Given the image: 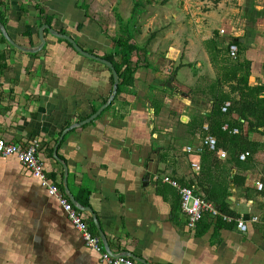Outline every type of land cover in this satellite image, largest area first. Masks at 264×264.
Returning <instances> with one entry per match:
<instances>
[{"label":"crops","instance_id":"0c3cea01","mask_svg":"<svg viewBox=\"0 0 264 264\" xmlns=\"http://www.w3.org/2000/svg\"><path fill=\"white\" fill-rule=\"evenodd\" d=\"M90 1L84 8V0H0V22L24 48L40 46V28L49 25L121 67V57L129 53L116 41L131 37L130 44L140 48L141 27L158 21L151 5L168 3ZM209 1L218 11L206 8L204 19L198 5L185 0L181 7L191 23L177 14L175 22L167 16L160 20L162 29H171L167 48L154 47L152 37L145 52H134L133 83H119L113 100L114 76L102 63L81 56L48 30L36 55L5 42L0 30V138L25 146L38 141L48 177L69 200L66 185L82 207L92 210H80L91 233L103 243L101 230L111 253L136 264H264V128L253 130L243 122L240 131L250 153L245 160L222 148L228 157L214 152V160L202 149L210 136L211 91L216 76L223 79L225 73L218 52L226 51L231 39L241 62L250 64L249 85L264 89V0ZM117 15L122 24L137 26L133 36L122 35L120 27L112 31ZM215 23L219 27L211 31L207 26ZM185 25L193 33L184 42ZM197 42L202 55L192 52ZM182 68L193 69L191 80L185 75L176 84ZM221 84L229 91L228 83ZM56 149L67 173L54 156ZM192 163L201 166L199 174ZM166 176L192 186L216 207L224 203L231 217L247 224V232L211 215L195 230L189 228L180 193L164 182ZM0 264H106L16 157L0 156Z\"/></svg>","mask_w":264,"mask_h":264},{"label":"built area","instance_id":"2783aa9c","mask_svg":"<svg viewBox=\"0 0 264 264\" xmlns=\"http://www.w3.org/2000/svg\"><path fill=\"white\" fill-rule=\"evenodd\" d=\"M221 34H225V30L220 31ZM227 46L229 56L233 59L238 58L239 49L235 43L229 41ZM230 103H226L222 108L224 112H227L230 107ZM224 130L227 127L223 128ZM234 134L238 133L237 129L233 130ZM208 148L211 152H216L221 159H226L228 154L226 151L218 148V141L214 136H208L203 141V147ZM192 147L188 148L191 152ZM202 151V150H201ZM250 155L249 152H245L239 155V159L245 160ZM0 156L16 157L21 164H23L30 173L40 180L42 186L47 190L49 195L56 199L66 215L72 226L81 233L87 246L96 251L101 256V260L106 264H136L134 260L123 255H114L113 253L106 250L105 246L101 242L99 237L94 236L91 231L88 222L84 218L83 213L77 209L72 202L66 197V195L60 190L59 186L55 184L47 175L45 169V162L39 152V143H34L25 146L17 143H8L4 139L0 138ZM192 168L196 173L201 172V166L198 163H192ZM164 182L178 189L180 193L181 208L183 213L188 218V226L192 230H195L198 224L203 220L205 215H211L216 219L234 226L239 232L245 233L248 230L247 224L239 219H235L227 214L222 213L217 207L207 199L197 195L194 189L183 186L176 179L169 176L164 177ZM257 187L262 190L263 185L257 184ZM258 221V218L254 219ZM264 223V220H263Z\"/></svg>","mask_w":264,"mask_h":264},{"label":"trees","instance_id":"16d2710c","mask_svg":"<svg viewBox=\"0 0 264 264\" xmlns=\"http://www.w3.org/2000/svg\"><path fill=\"white\" fill-rule=\"evenodd\" d=\"M117 19L121 22V25H123V20L118 18V16ZM61 32L65 34V32ZM131 39V37H128L124 42L120 41L121 39L116 41L120 48H125L129 53L128 55H123V57H121V67L116 62L113 63L119 73L120 86L131 85L133 83V72L135 68L131 61L132 54L134 52H137L138 54L145 52V48H138L134 44H130ZM3 40L7 42L4 37ZM62 41L66 42L71 48H73L69 42L65 40ZM231 42L237 44V41H234L233 39H231ZM213 45L216 46L215 43ZM90 53L93 54L92 52ZM218 53L225 54L224 57L226 58L224 59V62H226L227 65L223 67L228 70L230 75L224 74L223 79L217 78V81L212 88L213 90L211 91V94L213 108L209 117V134L216 137L218 148H222L228 153L230 152L239 159L241 153L248 152V150H246L248 148L244 144L245 140L243 139V134L240 131L243 122H248L253 130L254 127L256 129L264 128V89L261 87L254 88L249 85V78L251 76L250 64L248 62H241L240 54H238L237 59H233L229 56L228 49L226 51L220 50ZM109 57H106V59L109 60ZM6 60L7 59L4 56V67L6 66ZM222 80L223 84H229V91H225V87L221 84ZM226 102H230L231 106L227 112H223L222 108ZM232 115H237L238 118L231 119ZM225 124L229 125V130H223ZM236 128L239 129L240 132L238 134H233V130ZM204 153L212 155L213 159L217 160L214 152L209 151L206 147L204 148ZM203 156H205V154ZM223 205L220 206V211L231 216L232 213H230L227 210V207Z\"/></svg>","mask_w":264,"mask_h":264},{"label":"rangeland","instance_id":"374dc122","mask_svg":"<svg viewBox=\"0 0 264 264\" xmlns=\"http://www.w3.org/2000/svg\"><path fill=\"white\" fill-rule=\"evenodd\" d=\"M100 1V0H98ZM190 1V0H189ZM200 1L202 0H191V3L195 2V5H198V10H196V12L198 13L199 17H201V19H204L206 18V16L203 15V13L205 12V9L206 8H209L211 11H218V7L217 5H214L213 1H209L206 0V3H200ZM93 3V1H90V0H84V8L88 7V4L89 3ZM184 2L185 0H183V3L182 2H176L175 0H168V3L167 4H157L156 6H153L151 5L152 9H154V11L156 12V14L158 15L157 16V23H154L152 25H146V26H142L141 27V31H143V36H140V38H137V42L140 44H142V46L140 48H145V45H146V42L147 40L151 39L152 37H155V40L153 41L154 42V47H158L159 50H164L167 48V45L169 44V38L166 37V33H169L171 31V29H168V30H164L162 29L161 25H160V20H163L164 21V18L167 16L168 17V20L170 22H175L176 19L174 18V14H177L180 18L179 20L182 21H186L188 22L187 24L191 23L192 21H190V16L187 15V11L182 8L181 6H185L184 5ZM205 2V1H204ZM182 3V4H181ZM211 3V4H210ZM197 8V6H196ZM245 6L243 7V10H244ZM118 16V15H117ZM128 15H126L125 13V17H127ZM204 16V17H203ZM233 15H228V17L230 18H233L232 17ZM119 18H121L120 16H118ZM112 21H115L116 23V26H117V29H113L112 31L115 33L116 31L118 32V28L120 27L121 31L123 32L122 35H132L134 34V31H136L135 29L137 28L134 27V24L133 22H125L123 25H121V23H119L115 17H112ZM128 20V19H127ZM117 21V22H116ZM187 25L183 26V29L180 33V38L185 42L188 38H190V35L191 33H193L191 31V29L189 28H186ZM211 31H213L214 29L218 28V23H215V24H211L209 26H207ZM205 26V28H207ZM219 30V29H218ZM132 34H130V33ZM208 45L209 46H214V40L212 39H208ZM193 53H195V55L197 54H200L202 55L203 54V49H202V45L200 43H196V47L194 48V50H192ZM223 55V54H221ZM225 56V54L223 55ZM202 60H203V63L205 64V61H206V58L204 57H201L199 56ZM226 57H221V60L218 61V64H220L223 68V66H226L227 63L224 62V59ZM213 61V59H212ZM214 62V61H213ZM213 66L215 63H212ZM206 66V65H204ZM224 74L225 75H230L228 70L227 69H224ZM192 73H193V69L192 68H182L176 75H178V80L176 82L177 83H180V79H183L184 76L186 75L187 79L191 80V76H192ZM221 73H220V77H221ZM219 77V75H218ZM216 76V78H218ZM222 78V77H221ZM222 83H223V80H222Z\"/></svg>","mask_w":264,"mask_h":264},{"label":"water","instance_id":"95a60500","mask_svg":"<svg viewBox=\"0 0 264 264\" xmlns=\"http://www.w3.org/2000/svg\"><path fill=\"white\" fill-rule=\"evenodd\" d=\"M0 30L3 33L4 37L6 38V40L10 43L11 46H13L14 48H16V49H18V50H20L22 52H26V53H30V54L39 53L45 47V44H46V40H45V37H44V31L45 30H48L56 38L62 39V40H65V41L69 42L72 45L73 49L78 54H80L81 56H83L85 58H88V59L94 60L96 62L102 63L103 65H105L106 67H108L112 71L113 76H114V83H113L114 86H113V92H112V95H111V100H113L115 98V96L117 94V91H118V87H119L120 80H119V74H118L116 68L114 67V64L111 61H109V60L103 59L102 57H98V56H96L94 54H91V53L85 51L72 37H70V36H68L66 34L60 33L59 31L55 30L52 26L44 25V26H42L40 28V31H39V36H40V40H41L40 46H38L36 48H24V47L18 45L14 40H12V38L8 35V33L6 31L5 26L1 22H0ZM168 87H170V88L173 89L174 88L173 82H169ZM73 128H71V129H73ZM54 156H55V158L58 161H60L61 163H63V165L65 166V170H66V168H67L66 167V164L58 157V155H57V149H56V151L54 153ZM66 173H67V170H66ZM66 191L68 193V196L70 197L71 202L73 203V205L76 208H78L81 211H90V212L92 211L91 209L89 210L88 208L82 207L76 201V199L74 198V196L69 191V188H68L67 185H66ZM217 209L220 210L219 207H217ZM94 219H95L96 226L100 230V226H99V223H98L97 218L94 217ZM100 234H101V238L103 240V243L106 246V250H108L110 252L111 250H110V247L108 245L107 239H106L105 235L103 234V232L101 230H100Z\"/></svg>","mask_w":264,"mask_h":264}]
</instances>
